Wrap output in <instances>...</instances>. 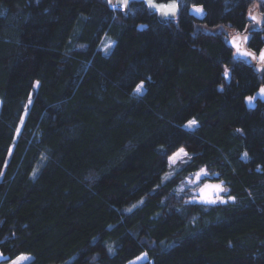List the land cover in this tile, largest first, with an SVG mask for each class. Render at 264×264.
I'll use <instances>...</instances> for the list:
<instances>
[{"label":"trees","instance_id":"16d2710c","mask_svg":"<svg viewBox=\"0 0 264 264\" xmlns=\"http://www.w3.org/2000/svg\"><path fill=\"white\" fill-rule=\"evenodd\" d=\"M258 4L180 0L162 24L144 2L0 0V264H264V73L228 46L264 49Z\"/></svg>","mask_w":264,"mask_h":264},{"label":"water","instance_id":"95a60500","mask_svg":"<svg viewBox=\"0 0 264 264\" xmlns=\"http://www.w3.org/2000/svg\"><path fill=\"white\" fill-rule=\"evenodd\" d=\"M108 1H109V5L111 7H113V8H115V7L116 8H122L123 7L126 12L128 11L129 4L131 2H133V1L134 2H144L145 5L148 7L150 13H152V14L157 13L158 14V19L162 24H164L166 22V20H176L178 18V15H179V1L180 0H152V2L155 4V7L150 6L148 0H129V3L126 7H124L122 5L121 0H108ZM173 4H175V9L173 10L174 14H173V12H167V14H165V12ZM196 8L201 9V11L200 12L195 11ZM161 9H164L165 11H161ZM204 13H205V11H204L203 7H192L189 10L190 16H192L196 20H201L203 18ZM250 17H255L256 19H252ZM248 19H249V21L255 22V25H254L255 30H259L264 23V17L261 16L258 12H256L254 15L249 14ZM237 37H238V39H236L235 43H234L233 42L234 38H237ZM244 37H247V39L245 40ZM249 41H250V33L237 34V35L232 36L228 40V46H230L233 49L235 60H240L249 66H254L258 72L264 73V62H261V59H260V54L262 51H264V49L259 54L249 50L248 49ZM236 45L239 46V52L237 51ZM245 52H247L248 55H243V53H245ZM255 98L260 99L261 101L264 102V96L260 95V91L256 94ZM247 104L249 105L248 101H247ZM206 184L207 185H221V187L224 189V191H221L218 194L215 192H212L211 199L215 200V203H217L225 193L224 185L220 182H208ZM205 185H203L198 190L196 201L198 203L205 205V206L213 205L215 203L206 202L204 199V196L202 195V189H204Z\"/></svg>","mask_w":264,"mask_h":264},{"label":"rangeland","instance_id":"374dc122","mask_svg":"<svg viewBox=\"0 0 264 264\" xmlns=\"http://www.w3.org/2000/svg\"><path fill=\"white\" fill-rule=\"evenodd\" d=\"M259 1H264V0H259ZM115 9H118L115 7ZM256 12H258L261 16L262 14L260 13V9H259V4L258 5H255L251 10H250V14L251 15H254ZM250 27H254L255 25V22L254 21H251L250 23ZM247 33V31H246ZM228 34H229V39L234 36V35H237L238 33L234 32V31H228ZM143 88V87H142ZM0 109H1V101H0ZM188 125V124H187ZM185 126L186 129H192L194 128L195 126H192V127H188V126ZM184 150V149H183ZM179 152V151H178ZM176 152V153H178ZM185 153L186 150H184ZM175 153V154H176ZM173 157V156H172ZM189 159V156L187 154V156H183L181 155L177 160L175 161H172L170 160L169 161V172L171 175L174 174V172L176 170L179 169V167L183 166ZM206 172V171H205ZM201 173V172H200ZM207 173V172H206ZM208 177V173L206 175L204 174H201L199 175V177L197 175H194L192 177H190L188 180H187V183L188 185L194 187L196 185H198L199 183L203 182L206 180V178ZM32 259V256L31 255H27V254H24V255H21L19 256L18 258H16L15 260L11 261V262H8V263H2V264H27L28 262H30ZM148 260L147 256L146 255H142L140 256L139 258H137L136 260H134L133 262H131L130 264H143L145 263L146 261Z\"/></svg>","mask_w":264,"mask_h":264},{"label":"snow or ice","instance_id":"6c2138e0","mask_svg":"<svg viewBox=\"0 0 264 264\" xmlns=\"http://www.w3.org/2000/svg\"><path fill=\"white\" fill-rule=\"evenodd\" d=\"M121 2H122V5L124 7H126L128 5V3H129V0H121ZM148 2L150 4V6L155 7V4L152 2V0H148ZM174 9H175V4L171 5L169 7V9L165 12V14H167V12H173ZM161 11H165V10L164 9H161ZM195 11L200 12L201 9L196 8ZM173 14H174V12H173ZM250 18L256 19L255 17H250ZM236 39H238V37L237 38H234V41H233L234 43H235V40ZM244 39L246 40L247 37H244ZM107 47H111V44L109 43V45H107ZM236 47H237V51L239 52V46L236 45ZM105 50H107V49H105ZM243 55H248V53L245 52V53H243ZM260 59H261V62H264V51L261 52ZM225 76L227 77V70L225 71ZM142 87H143L142 83L140 85H137L135 87V91L137 93H140L141 90H142ZM260 95L264 96V88H261L260 89ZM247 99H248V103L251 104L252 101L255 98L254 97H248ZM195 125H196V121L195 120H191V121L188 122V125L187 126L188 127H192V126H195ZM181 155L187 156V153H185L183 149H180L178 153L174 154L173 157L170 158V160L175 161ZM244 155H245V157H247V153H245ZM201 174L206 175L207 173L202 169L201 170V173H197L196 175L199 177V175H201ZM221 191H224V189L221 187V185H207L206 184L204 186V189H202V195L204 196V199H205L206 202H208V203H215V200L211 199V194H212V192H215V193L218 194Z\"/></svg>","mask_w":264,"mask_h":264},{"label":"built area","instance_id":"2783aa9c","mask_svg":"<svg viewBox=\"0 0 264 264\" xmlns=\"http://www.w3.org/2000/svg\"><path fill=\"white\" fill-rule=\"evenodd\" d=\"M123 8V7H122ZM122 8H118V9H122Z\"/></svg>","mask_w":264,"mask_h":264}]
</instances>
